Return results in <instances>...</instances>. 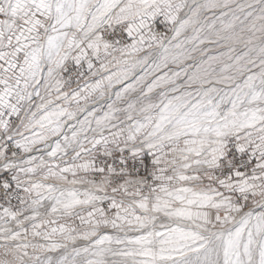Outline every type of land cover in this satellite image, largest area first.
Listing matches in <instances>:
<instances>
[{
    "label": "snow or ice",
    "instance_id": "obj_1",
    "mask_svg": "<svg viewBox=\"0 0 264 264\" xmlns=\"http://www.w3.org/2000/svg\"><path fill=\"white\" fill-rule=\"evenodd\" d=\"M0 264H264V0H0Z\"/></svg>",
    "mask_w": 264,
    "mask_h": 264
}]
</instances>
